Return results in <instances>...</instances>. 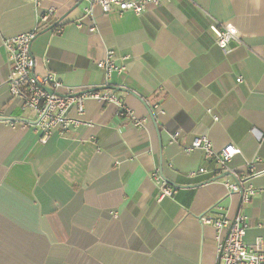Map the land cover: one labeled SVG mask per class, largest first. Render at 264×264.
Wrapping results in <instances>:
<instances>
[{
    "label": "crops",
    "instance_id": "crops-1",
    "mask_svg": "<svg viewBox=\"0 0 264 264\" xmlns=\"http://www.w3.org/2000/svg\"><path fill=\"white\" fill-rule=\"evenodd\" d=\"M88 6L0 0V264H217V233L203 215L244 216V241L264 249V174L246 182L255 194L243 204L231 176L188 179L214 164L184 151L206 136L216 150H239L229 162L236 174L251 162L264 170V0H171L142 16L95 7L87 17ZM50 9L30 45L34 71L67 88L110 89L131 116L88 99L85 124L41 144L23 127L35 115L8 92L3 42ZM212 22L231 23L242 43L223 52ZM108 50L126 70L104 86L96 62ZM156 169L195 187L158 201Z\"/></svg>",
    "mask_w": 264,
    "mask_h": 264
},
{
    "label": "built area",
    "instance_id": "built-area-1",
    "mask_svg": "<svg viewBox=\"0 0 264 264\" xmlns=\"http://www.w3.org/2000/svg\"><path fill=\"white\" fill-rule=\"evenodd\" d=\"M37 3V0H30ZM89 6L84 14L90 17L95 7H98L103 14L126 12L136 16L144 15L149 6L157 7L171 0H86ZM54 13L53 9L40 14L37 26L26 33L19 34L3 42V46L8 52L9 72L6 77V86L11 97L19 98L25 109L31 111L36 120L33 123L24 124L26 129H32L39 136L41 144H45L53 135L64 136L71 130L78 128L86 122L82 119L84 114V103L88 99H93L101 103H116L119 110L129 115V111L120 105L110 89L104 93H99L96 89H74L64 87L62 82L52 73L37 74L34 71V58L30 52L31 42L34 40L40 29V24L46 23L48 18ZM79 27H82L79 25ZM84 29V28H83ZM214 35L215 44L223 51L229 50V45L241 44V36L238 30L229 22H212L209 26ZM88 32H93L94 28H86ZM126 59V58H123ZM96 67L102 70L106 86L112 73H122L126 70L125 65H116L113 52L108 50L103 58L96 62ZM133 118V117H132ZM213 120H217L213 117ZM136 126L140 122H136ZM175 136L177 133L174 134ZM194 150H201L208 162L214 164V169L200 167L188 173V179H196L203 176H217L224 172L232 174L235 182L228 184L230 193H241V202L247 204L255 194L251 186L246 182L250 177L264 174L254 171V162L247 165L244 174H236L230 169L229 162L239 153V150L232 145H227L221 150H216L206 136L196 137L187 146L185 153ZM153 181L157 187L158 201L163 198H173L177 188L171 187L161 176L159 170L153 172ZM202 226H211L217 233V264H264V249L261 240L253 243H246L244 236L249 226L248 220L242 216L229 219L225 216L221 218H211L203 215L199 217Z\"/></svg>",
    "mask_w": 264,
    "mask_h": 264
},
{
    "label": "water",
    "instance_id": "water-1",
    "mask_svg": "<svg viewBox=\"0 0 264 264\" xmlns=\"http://www.w3.org/2000/svg\"><path fill=\"white\" fill-rule=\"evenodd\" d=\"M80 1H82V0H80ZM231 45H235V44L232 43V44L229 45V47H230ZM226 176H231V177H233L231 173H229V172H224V173H222L220 176H218V177H216V178H213V179L210 180V181H214V180H217V179H220V178L226 177ZM168 184H169L171 187H174V188H192V187H195L194 185H190V186H180V185L175 184V183L170 182V181H168ZM240 197H241V193H240Z\"/></svg>",
    "mask_w": 264,
    "mask_h": 264
},
{
    "label": "trees",
    "instance_id": "trees-1",
    "mask_svg": "<svg viewBox=\"0 0 264 264\" xmlns=\"http://www.w3.org/2000/svg\"><path fill=\"white\" fill-rule=\"evenodd\" d=\"M190 181V180H189ZM190 184L192 183V181L189 182Z\"/></svg>",
    "mask_w": 264,
    "mask_h": 264
}]
</instances>
